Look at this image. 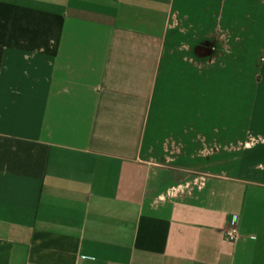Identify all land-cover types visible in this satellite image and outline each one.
<instances>
[{
	"label": "crops",
	"instance_id": "obj_1",
	"mask_svg": "<svg viewBox=\"0 0 264 264\" xmlns=\"http://www.w3.org/2000/svg\"><path fill=\"white\" fill-rule=\"evenodd\" d=\"M260 54L264 0H0V264H264Z\"/></svg>",
	"mask_w": 264,
	"mask_h": 264
},
{
	"label": "built area",
	"instance_id": "obj_2",
	"mask_svg": "<svg viewBox=\"0 0 264 264\" xmlns=\"http://www.w3.org/2000/svg\"><path fill=\"white\" fill-rule=\"evenodd\" d=\"M224 237L227 241L234 242L237 238V230L235 227L227 228L224 231Z\"/></svg>",
	"mask_w": 264,
	"mask_h": 264
},
{
	"label": "rangeland",
	"instance_id": "obj_3",
	"mask_svg": "<svg viewBox=\"0 0 264 264\" xmlns=\"http://www.w3.org/2000/svg\"><path fill=\"white\" fill-rule=\"evenodd\" d=\"M262 59H264V54H260V60L262 62Z\"/></svg>",
	"mask_w": 264,
	"mask_h": 264
}]
</instances>
